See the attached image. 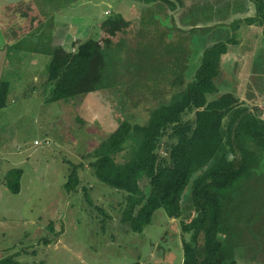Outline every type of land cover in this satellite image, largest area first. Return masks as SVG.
<instances>
[{
  "label": "rangeland",
  "instance_id": "1",
  "mask_svg": "<svg viewBox=\"0 0 264 264\" xmlns=\"http://www.w3.org/2000/svg\"><path fill=\"white\" fill-rule=\"evenodd\" d=\"M172 2L173 9L165 3H159L158 7L159 4L135 0L77 3L76 7L84 11L73 16L71 23L79 31L76 34L79 37H83L84 29L88 38L98 32H94L95 26L105 16L102 10L107 7L106 3L124 16L130 5L140 7L137 13L132 10L133 16L138 15L139 32L137 39L124 41L122 49L116 50L123 59L120 66L112 55L105 56L103 74L110 81L115 80V73L122 78L123 84L116 85L120 87L118 91L109 88L55 101L46 100L49 86L45 82V67L50 48L43 41L49 29L48 21L56 20L55 14H47L53 13V6L46 9L47 22L40 33L23 36L24 33L16 32L10 36L1 28L4 13L6 19L9 17V8L5 5L9 2H0V47H5L2 48L5 62L1 78L9 83L5 105L0 109V257L14 254L20 262L42 264L180 263L181 239H187V235L181 233L179 219L168 218L162 208H157L141 232L128 230L119 221L121 192L94 177L87 166L90 158L86 154L121 118L141 119L145 108L168 99L172 92H167V84L180 76L185 66L187 70L190 60L197 62L201 41L196 38L203 33L190 29L211 27L204 34L206 41L201 42L205 46L233 34L238 43L229 44L222 55L223 75L226 79L231 74L235 76L234 91L242 98L247 92L244 78L248 76L250 64L258 65L264 75V36L253 24L248 27L239 23L234 31L230 28L231 20L253 15L252 4L246 0H241L243 4L237 11L233 7L237 0ZM28 3L31 4L19 0L12 6L13 32L19 27L18 13ZM57 20L60 21V15ZM105 30L101 41L111 37ZM19 35L22 39L19 43L5 46V41L12 37L15 40ZM39 52L43 54H36ZM118 68L121 74L116 72ZM180 78L184 86L186 78L184 75ZM255 78L253 75L249 83L264 85L263 79ZM261 108L264 111V105ZM33 140L38 143L34 144ZM258 161L222 202L220 235L226 237V249L235 257V264L264 263V153ZM77 163L81 164L76 170L79 184L75 191L66 192L62 183L68 167ZM13 169L21 172L17 193L4 185L7 172ZM188 186L182 193L183 198ZM100 209L108 218L102 216ZM49 222L52 231L46 227Z\"/></svg>",
  "mask_w": 264,
  "mask_h": 264
},
{
  "label": "trees",
  "instance_id": "2",
  "mask_svg": "<svg viewBox=\"0 0 264 264\" xmlns=\"http://www.w3.org/2000/svg\"><path fill=\"white\" fill-rule=\"evenodd\" d=\"M135 1L174 8L172 0ZM246 1L252 4L253 15L231 20L230 28L234 31L239 23L253 24L264 36L263 0ZM237 2L233 5L236 11L243 4ZM124 24L119 14L112 13L100 26L112 34ZM209 30L205 26L189 31L202 32L196 41L204 42ZM225 36L208 46L200 42L197 62L188 66L191 75L188 70L184 86L182 78L175 77L172 83L177 87L165 102L145 108L141 119L121 118L86 154L94 177L121 192L119 221L128 230L141 232L157 208L167 217L179 219L180 231L187 235L181 239L180 264H235V257L226 249V237L220 235L222 202L264 153V119L255 106L231 92H219L220 57L229 44H236L233 34ZM107 54L108 47L91 38L75 40L67 50L51 48L45 67L46 100L83 96L123 84L116 73L113 81L103 74ZM8 89L9 83L0 78V109ZM78 167L80 163L68 167L62 183L66 192L75 191L79 184ZM20 173L13 169L6 174L4 185L12 193L19 190ZM99 212L108 218L101 209ZM46 227L53 230L50 222ZM0 264L42 263L20 262L8 254L0 257Z\"/></svg>",
  "mask_w": 264,
  "mask_h": 264
},
{
  "label": "crops",
  "instance_id": "3",
  "mask_svg": "<svg viewBox=\"0 0 264 264\" xmlns=\"http://www.w3.org/2000/svg\"><path fill=\"white\" fill-rule=\"evenodd\" d=\"M4 1L9 2V3L5 4V5H8L7 9L9 8L8 9V12H9L8 16L9 17H8V19H6L5 18L6 13H4V23L2 24L3 26L1 27L3 29V33L9 32L10 36L12 34H15L16 32H19L20 34L24 33L25 35H23V36L40 33L41 27H43L44 24H46V22H47V21H45V14L47 13L46 9H47V7L53 6V13H47V14L49 16H52L53 14H55L56 20L52 23L48 21L49 29L45 31L46 34L44 35L45 36L44 39L46 41L43 40L44 42H46L48 44L50 49L55 47V46H60L61 48L67 50L70 48L71 43L74 42L75 40L82 41V40H85L86 38H88L87 37L88 33L86 34V29H84L85 33L82 34L83 37L77 36L76 34H78L79 31L77 29H75L74 25L72 26V23H71V19L73 16H79V15L83 14L84 9L81 11L78 9V8H80V6L76 7L77 3L81 2V0H66V2L64 0H21V1H29V2H31V4L28 3L27 7H23V8H25L24 11L18 13L17 16H18V26L19 27L15 32L12 31L13 23L11 21V15H12L11 12H12V6L16 2H18L19 0H0L1 3H3ZM45 1L47 2V4H45ZM136 2H138V1H136ZM57 4H58V8H56ZM106 5H107V7H105L102 10V14H104L105 16H103L102 19L97 22V26H95L96 28H95L94 32H97V31L98 32L96 34H93L94 36L92 38L91 37L90 38L94 39L96 42L98 41L97 43L101 47L107 46L108 47V54L112 55L111 57L116 58L118 60L116 62V64H117V66H120L119 63H121V60H123V59L121 58V52L118 54L117 51H119L120 48L122 49V45H123L124 41L131 39V38L133 40L137 39L138 32H139L138 26L140 25V22L138 20L137 14H136L137 16H133L134 13H132V10L136 11V13H137L140 11V7H137L135 5H130V10L128 11V14L124 16L122 13H119L118 11H113L111 9L110 5H108V3H106ZM59 7H61L62 9H60ZM64 10L66 12H63ZM105 11H108V13H105ZM141 11H143V10L141 9ZM112 13L119 14L125 24L123 27L113 31V33L111 34V37L109 39H104L103 41H101L103 39V37H102L103 28L100 26V23L107 16H109ZM64 14H66V15H64ZM58 15H60V21L57 20ZM246 26L249 27L250 25H246ZM254 27H258V26H254ZM238 28L239 27H237L236 29H238ZM115 32H116V34H115ZM259 33H260V35L262 34L261 28H260ZM96 35H100L102 38L100 39L98 36L95 37ZM113 36H114V39H112ZM20 38H21V36L17 37L14 40L12 37V39L10 41L7 40L4 42V44H5V46H8V47L11 46L12 47L13 45L19 43L18 40H22ZM196 39H198V37ZM258 40H259V36L256 38L257 42H258ZM240 42H242V41H240ZM237 43L238 42L236 41V45H237ZM252 45L255 46V43ZM263 47H264V45H263ZM2 48H5V47L4 46L0 47V78L3 74V69H4L3 67H4V62H5V57H4L5 51ZM36 54L41 56L43 53L39 52ZM249 57H250V60H252L253 54L249 55ZM181 65H182V63L180 64V66ZM224 65H226V64H224ZM229 69H230V71H232L231 66ZM187 71H188V67L186 70V66H185V68L181 72L180 76L184 75L186 78ZM251 71H254L255 74H251ZM116 72L121 74V70H119V68L117 69ZM253 75L256 76L255 79H258V80L263 79L264 80V75H263L262 69H259V66L256 65L254 62H252L250 64L248 76L246 78H244V80L248 83V85L246 83V87H247L246 91L247 92L243 93L244 95L242 98L238 92L234 91L235 85H233L234 84L233 82L235 81V76H232V74H231L229 76H226L227 79L224 77V75H223V57L222 56L220 57V76H219L218 80L220 83H222V85L219 88V92H222V93L231 92L235 96H237L240 100H243L246 104H249L251 106H255V108L257 109L259 117L264 119V111L261 108V106L264 105V85L262 84V82L255 84L253 81H251V84H250L249 82H250V80H253L252 79ZM176 79H178V77ZM121 81H122V78H121ZM249 84L251 85V87ZM167 85L169 86V89L167 92H170V90H172L173 85L172 84L170 85V83H168ZM111 88H114V89H116V91H118V89L120 87L118 86V88H117L116 86H114ZM100 90H102V89H100ZM100 90H97V91L100 92ZM103 90H105V89H103ZM261 92H263V93H261ZM254 101L255 102L258 101L257 102L258 104L255 105ZM257 107L261 108V110H259ZM168 218H170V217H168ZM172 219H174V218H172ZM61 233H62V231H61ZM179 262H181V259Z\"/></svg>",
  "mask_w": 264,
  "mask_h": 264
},
{
  "label": "flooded vegetation",
  "instance_id": "4",
  "mask_svg": "<svg viewBox=\"0 0 264 264\" xmlns=\"http://www.w3.org/2000/svg\"><path fill=\"white\" fill-rule=\"evenodd\" d=\"M191 63H192V62L190 61V62H189V65H192V64H193V63H192V64H191ZM189 65H188V66H189ZM177 77H178V79L180 78V76H177ZM177 77H176V78H177ZM162 80H163V79H162ZM171 84H172L173 87H174V84L172 83V81L170 82V85H171ZM165 89H166V88H165ZM165 89H164V91H165ZM105 90H106V89H105ZM113 92H114V91H113ZM159 92H160V91H159ZM170 92H171V90H170ZM172 92H173V91H172Z\"/></svg>",
  "mask_w": 264,
  "mask_h": 264
},
{
  "label": "built area",
  "instance_id": "5",
  "mask_svg": "<svg viewBox=\"0 0 264 264\" xmlns=\"http://www.w3.org/2000/svg\"><path fill=\"white\" fill-rule=\"evenodd\" d=\"M105 13H108V11H105ZM33 143H34V144H37L38 142L35 141V140H33Z\"/></svg>",
  "mask_w": 264,
  "mask_h": 264
}]
</instances>
